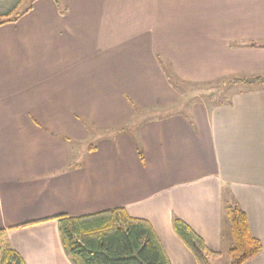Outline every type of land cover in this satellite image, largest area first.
<instances>
[{
	"label": "crops",
	"instance_id": "obj_1",
	"mask_svg": "<svg viewBox=\"0 0 264 264\" xmlns=\"http://www.w3.org/2000/svg\"><path fill=\"white\" fill-rule=\"evenodd\" d=\"M58 1L0 0V16L22 12L0 25L2 241L26 264H73L52 218L123 207L172 264H197L173 216L219 253L212 264L231 245L228 191L262 244L243 264H264V87L133 124L178 100L166 71L264 74V0ZM77 114L101 132L78 156L90 134Z\"/></svg>",
	"mask_w": 264,
	"mask_h": 264
},
{
	"label": "trees",
	"instance_id": "obj_2",
	"mask_svg": "<svg viewBox=\"0 0 264 264\" xmlns=\"http://www.w3.org/2000/svg\"><path fill=\"white\" fill-rule=\"evenodd\" d=\"M55 2L59 5L58 0ZM18 8L17 6L10 14L0 16V25L15 21L22 13ZM250 45H254V42ZM166 75L174 87V82H185L173 72L166 71ZM226 80L230 85H264L262 75H238ZM129 101L136 107L131 99ZM122 129L124 128H119ZM135 146L142 159V151L137 141ZM223 211L231 238L227 252L229 264H243L260 252L261 241L251 234L246 213L228 191ZM52 219L57 221L63 249L73 264H172L150 222L130 216L123 207L80 216L63 213ZM172 229L197 264H211L210 259L219 255L218 252L211 251L204 240L176 216L172 217ZM3 236L4 230L0 229V242ZM0 264L26 263L16 250L3 242L0 244Z\"/></svg>",
	"mask_w": 264,
	"mask_h": 264
},
{
	"label": "rangeland",
	"instance_id": "obj_3",
	"mask_svg": "<svg viewBox=\"0 0 264 264\" xmlns=\"http://www.w3.org/2000/svg\"><path fill=\"white\" fill-rule=\"evenodd\" d=\"M242 74H235L231 76H224L222 78H218L216 80L204 81V82H174L176 85V91L179 93L178 100L169 106H160V105H151L148 107L140 108L137 112L136 121L133 124H137L139 121L143 119H150L161 117L173 112H181L186 114L190 106L194 103H204L207 106L219 104L222 102L228 101L230 95L237 91L240 88H247V86H243L240 84L230 85L228 84L229 77L238 76ZM256 75V74H255ZM258 75L264 74L259 73ZM176 83V84H175ZM257 87V86H251ZM260 87H264L260 86ZM132 105V104H131ZM138 105H136V109H138ZM76 119L83 125L85 130L90 134V137L78 143V147H75V154L78 156V150L84 149L87 150L91 145L95 143V139L101 133L96 127L95 123L88 117L82 115H76ZM135 126V125H134ZM133 127V126H132ZM117 130L114 129L115 132ZM111 131V132H113ZM107 133V132H106ZM73 150V146H72ZM75 161L74 159H72ZM3 242L1 241L0 244ZM222 256L214 261L212 264H229V258L227 253L221 254Z\"/></svg>",
	"mask_w": 264,
	"mask_h": 264
}]
</instances>
